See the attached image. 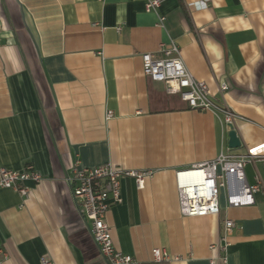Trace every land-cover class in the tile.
Masks as SVG:
<instances>
[{
    "label": "crops",
    "instance_id": "obj_1",
    "mask_svg": "<svg viewBox=\"0 0 264 264\" xmlns=\"http://www.w3.org/2000/svg\"><path fill=\"white\" fill-rule=\"evenodd\" d=\"M149 1L0 0V167L31 163L43 175L27 181L26 198L0 188L4 264H41L44 255L106 264L66 181L76 159L157 170L142 189L123 178V202L106 215L115 247L142 264H212L226 217L237 224L227 264H264V166L255 203L231 207L223 195L217 215L183 216L175 180L177 169L264 143V0H206L191 11L197 0L148 11ZM171 41L212 100L241 117V147H229L221 114L189 108L144 74L141 54ZM245 172L253 184L256 166ZM154 248L179 259L155 261Z\"/></svg>",
    "mask_w": 264,
    "mask_h": 264
},
{
    "label": "built area",
    "instance_id": "obj_2",
    "mask_svg": "<svg viewBox=\"0 0 264 264\" xmlns=\"http://www.w3.org/2000/svg\"><path fill=\"white\" fill-rule=\"evenodd\" d=\"M161 2L162 0H150L146 8L148 11L157 10ZM199 3L202 7H206V0H197L188 4L189 10L200 8L197 5ZM164 21L165 17L160 16L159 25L163 26ZM141 57L144 74L154 81L163 82L168 94L178 95L193 110H210L221 114L225 126L229 130L236 129L241 117L225 102L218 105L212 100L208 84L197 80L188 69L176 42L163 43L159 52L142 53ZM228 89L229 84L226 82H222L219 86L222 94ZM112 117H114L113 110H107L105 119L109 120ZM258 163L264 166V143L256 149L247 147L242 154L222 151L213 159L177 169L175 180L181 214L183 216L219 214L223 189L226 190L228 206L241 207L254 204V194L263 186ZM248 164L256 166L253 184H250L246 177L245 168ZM156 172V169L151 168L116 166L112 162L99 166H85L76 159L71 173L66 175L75 207L81 214L106 264H142L133 255L126 254L115 247L106 215L112 205L123 202L121 194L123 178H133L137 188L142 189L145 181L152 178ZM42 179L41 172L31 163L26 164L21 170L0 167V188H11L25 198L30 192L27 181L38 184ZM236 226L234 219L226 217L223 220L220 243L213 246L219 249L220 254L217 259L222 264L228 263L229 237ZM152 253L153 259L158 262L179 259L160 248H154ZM217 259H212L211 263L215 264ZM5 261L6 253L0 248V264H4ZM41 264L55 263L49 255H44L41 258Z\"/></svg>",
    "mask_w": 264,
    "mask_h": 264
},
{
    "label": "water",
    "instance_id": "obj_3",
    "mask_svg": "<svg viewBox=\"0 0 264 264\" xmlns=\"http://www.w3.org/2000/svg\"><path fill=\"white\" fill-rule=\"evenodd\" d=\"M228 144L230 148H239L241 147V138L238 134V131L234 128H231L228 133Z\"/></svg>",
    "mask_w": 264,
    "mask_h": 264
},
{
    "label": "rangeland",
    "instance_id": "obj_4",
    "mask_svg": "<svg viewBox=\"0 0 264 264\" xmlns=\"http://www.w3.org/2000/svg\"><path fill=\"white\" fill-rule=\"evenodd\" d=\"M225 194H226V190L223 189L222 192H221V197H223V195L225 196Z\"/></svg>",
    "mask_w": 264,
    "mask_h": 264
}]
</instances>
